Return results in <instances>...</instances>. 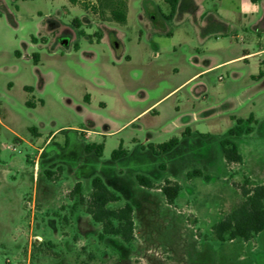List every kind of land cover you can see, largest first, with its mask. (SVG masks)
Masks as SVG:
<instances>
[{"label":"rangeland","instance_id":"374dc122","mask_svg":"<svg viewBox=\"0 0 264 264\" xmlns=\"http://www.w3.org/2000/svg\"><path fill=\"white\" fill-rule=\"evenodd\" d=\"M171 12L165 0H0V264H264V232L227 243L213 233L247 179L264 185V0H179ZM251 116L253 133L233 138L244 160L228 164L220 141ZM53 133L39 173L43 163L61 178L38 182ZM174 138L168 156L148 149ZM121 147L129 157L113 163ZM196 169L210 180L189 178ZM105 171L122 197L112 208L137 206L130 245L101 241L80 205L73 219L70 174H93L89 198ZM166 180L182 189L173 204Z\"/></svg>","mask_w":264,"mask_h":264},{"label":"trees","instance_id":"16d2710c","mask_svg":"<svg viewBox=\"0 0 264 264\" xmlns=\"http://www.w3.org/2000/svg\"><path fill=\"white\" fill-rule=\"evenodd\" d=\"M172 9V15L175 14L179 0H165ZM115 19L125 23L126 15L115 14ZM264 72L261 71L259 77H263ZM254 118L251 116L247 121L238 120V128L233 132L230 138H224L220 141V147L225 161L228 164H241L244 157L240 153L239 145L233 140L234 137H241L243 135H251L253 128L247 124L253 123ZM246 126V128H244ZM190 130H186L184 136L191 135ZM204 137V135H199ZM180 140L177 138L171 141L158 145L148 146L152 155L160 158L172 154L178 146ZM103 145H86L85 152L88 155L95 154L100 158L103 153ZM145 151V146H142ZM128 153L122 149L114 151L112 160L113 163L124 161L128 158ZM160 172H167V164H159ZM103 177H95L92 179V191L89 198L84 195V185L78 183L75 185L73 191L70 193L71 200L78 198V203L72 207V215H78V205L84 207L85 214L90 217L94 224L101 228L99 238L101 241L111 243L112 238H119L124 245H130L135 240V214L137 206H133L130 202H125L121 208H112L122 201V197L115 191L109 188L110 179L117 176L115 172L105 171ZM122 175V172H120ZM56 173L48 170L45 171V176L48 180H57L60 176H55ZM189 178H202L209 181L210 178L201 170H194L187 174ZM136 180L140 187L146 190L155 189L154 180L149 177L137 173ZM249 180H246V186L241 188L243 201L241 204L223 220L213 226V233L215 237L222 243L232 242L235 240H243L245 242L251 241L255 236L264 232V185L248 187ZM161 190L169 204H173L181 193V186L178 183L166 180L164 185L158 188Z\"/></svg>","mask_w":264,"mask_h":264},{"label":"crops","instance_id":"0c3cea01","mask_svg":"<svg viewBox=\"0 0 264 264\" xmlns=\"http://www.w3.org/2000/svg\"><path fill=\"white\" fill-rule=\"evenodd\" d=\"M243 7H244V9H249L250 8V5H249V3H248V1H245L244 3H243ZM208 20L211 22H218V19L216 18V16L215 15H213V14H210L209 15V17H208ZM253 56H255V54H246V55H244L243 57H240V59L241 58H245V57H247V58H249V57H253ZM247 60V59H246ZM55 135V133H53L45 142H44V144H43V146L42 147H39L38 148V156H37V158H36V160H35V177H34V179L35 180H38V182L39 181H41V180H46V181H50V180H48L46 177H44V175L42 174V173H39V162H40V160L41 159H43V156L45 155V148L46 147H48L50 144H52L53 143V141L55 140V138H56V136H54ZM68 145V142L66 141V146ZM85 148V147H84ZM39 158H40V160H39ZM42 165V171L43 172H45V171H48V170H50V169H45V167H43V163H41ZM71 171H74L73 169H70V172ZM74 173V172H73ZM72 177H74L75 178V185L76 184H78V183H82L83 185H84V181L85 180H89V179H91L90 177H92V175L93 174H89V175H84V176H77L75 173L72 175V174H70ZM103 175V174H102ZM61 178V177H60ZM50 189H51V187H50V185L49 184H47V183H45V191L46 192H48V191H50ZM37 198H38V194H37V196H36V201H37ZM81 216H80V214H78V215H75L74 217H73V219L78 223V222H80V220H81ZM86 218L87 219H89V217L88 216H86ZM90 220V219H89Z\"/></svg>","mask_w":264,"mask_h":264}]
</instances>
